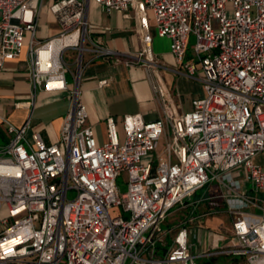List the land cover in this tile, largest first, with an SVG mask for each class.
<instances>
[{
	"label": "built area",
	"instance_id": "built-area-1",
	"mask_svg": "<svg viewBox=\"0 0 264 264\" xmlns=\"http://www.w3.org/2000/svg\"><path fill=\"white\" fill-rule=\"evenodd\" d=\"M96 1L107 13L134 14L142 43L137 52L119 54L97 45L94 51L144 68L162 117L145 122L140 114L127 115L123 136L108 118L107 142L100 144L79 90L81 58L74 61L78 74L65 59L69 51L93 43L87 1L53 4L61 34L41 42L40 0H0V70L21 56L30 37L34 96L38 90L68 93L73 102L57 144H46L38 132L29 142V122L8 127L10 142L0 146V206L8 210L0 221V264H198L200 258L222 255L264 264V204L244 185L252 182L257 192L264 191V166L254 164L264 152V0ZM150 13L157 36L172 40L177 64L190 75L198 68L204 74L205 96L192 102L190 112H180L162 77ZM192 35L194 60L188 61ZM163 137L166 147L156 163L143 164ZM123 173L125 193L117 185ZM215 184L221 194L211 198H220L237 215L233 244L197 256L199 234L191 224L203 200L195 197ZM115 209L129 216H113ZM175 212L189 217L164 229Z\"/></svg>",
	"mask_w": 264,
	"mask_h": 264
},
{
	"label": "crops",
	"instance_id": "crops-1",
	"mask_svg": "<svg viewBox=\"0 0 264 264\" xmlns=\"http://www.w3.org/2000/svg\"><path fill=\"white\" fill-rule=\"evenodd\" d=\"M58 0H40L38 10L37 39L46 42L61 34V24L51 7ZM87 1V18L94 26L92 42H86L83 50H71L66 56L71 60V71L78 74L74 65L81 58L79 90L87 107L90 125L100 144L107 142L106 121L114 118L123 136V119L127 115H142L145 122H153L162 117V110L156 100L147 71L142 67H128L124 60L116 62L113 57L98 56L94 46H103L119 54L137 52L142 43L135 31L136 20L130 12L107 13L96 0ZM30 14L27 19H30ZM153 35V50L159 57L163 69L162 77L167 84L174 104L181 113L192 111V102L205 96L202 70L190 75L178 65L172 53V40L156 34L153 14L150 13ZM30 37L20 57L5 63L0 70V146L10 142L9 125L17 128L29 122L27 140L32 142L35 132L42 135L48 145L57 144L61 139L65 117L72 111L73 102L68 93L34 90L29 77L28 49ZM187 48L186 60H194L193 48ZM72 76V75H71ZM107 80L106 85H100ZM72 89L74 82L69 83ZM4 207L0 206V213ZM226 209V207L224 208ZM3 218L0 215V221ZM1 230V224H0Z\"/></svg>",
	"mask_w": 264,
	"mask_h": 264
},
{
	"label": "rangeland",
	"instance_id": "rangeland-1",
	"mask_svg": "<svg viewBox=\"0 0 264 264\" xmlns=\"http://www.w3.org/2000/svg\"><path fill=\"white\" fill-rule=\"evenodd\" d=\"M231 10V5L228 6ZM231 16V13H230ZM196 43L195 37L191 36L190 48H193ZM68 63L71 64L69 56H65ZM68 82L73 83L74 80L69 73L67 76ZM166 147V139L163 137L160 141L159 148L154 153L150 154L147 158L143 159V164H149L151 162L156 163V159L161 155ZM254 164L258 166H264V152L260 153L254 158ZM117 185L122 193L127 191V176L123 173L117 181ZM244 185L247 186L248 194L251 198L256 199L258 202L264 204V191L257 192L252 182L244 181ZM217 185L207 187L196 194L195 200H203L199 204L198 209L194 213L197 220L191 224L194 232L199 234L198 240L195 239L194 243L196 246L193 248V254L202 255L211 252L220 251L224 248L230 247L233 244V221L236 219L235 216L230 214L225 208L223 201L218 199H212L211 197L221 194L217 189ZM75 192L70 193V199L74 198ZM112 215H124L128 217V214H123L121 209L112 210ZM184 212H175L167 218L163 224L164 229L173 227L181 223L186 216ZM2 218L8 216L7 207L3 208L0 213ZM198 264H245L242 258L234 257L231 255H222L215 257H204L198 259Z\"/></svg>",
	"mask_w": 264,
	"mask_h": 264
}]
</instances>
